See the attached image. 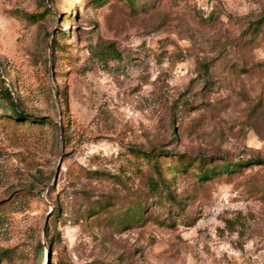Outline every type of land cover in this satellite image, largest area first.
<instances>
[{"label": "rangeland", "instance_id": "1", "mask_svg": "<svg viewBox=\"0 0 264 264\" xmlns=\"http://www.w3.org/2000/svg\"><path fill=\"white\" fill-rule=\"evenodd\" d=\"M4 90L0 264H264V0H0Z\"/></svg>", "mask_w": 264, "mask_h": 264}, {"label": "trees", "instance_id": "2", "mask_svg": "<svg viewBox=\"0 0 264 264\" xmlns=\"http://www.w3.org/2000/svg\"><path fill=\"white\" fill-rule=\"evenodd\" d=\"M0 99H3L5 101H7L11 107V110H12V116H13V119L19 121V122H22L23 120H25L26 116H24L21 112H19V110L17 109L16 105L12 102V99L9 95V93L4 90L3 92L0 93ZM137 155H141L143 156L144 158H154L156 157V155L154 153H149V154H145L141 151H136L135 152ZM204 162V161H203ZM247 164L249 165H257V166H264V160L260 159V158H256V157H253L251 159H249V161H247ZM224 171H227V172H231L230 171V166H226L224 169ZM215 171L214 170H205V171H200L199 173V180H208L209 177L211 175H215ZM152 187L157 189L159 186H165V183H164V179H162V177H160V175L158 174V181H152ZM141 209V208H139Z\"/></svg>", "mask_w": 264, "mask_h": 264}]
</instances>
